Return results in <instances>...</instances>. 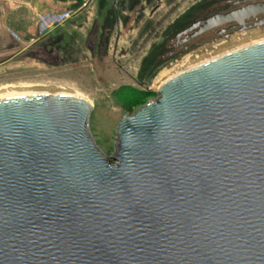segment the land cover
I'll use <instances>...</instances> for the list:
<instances>
[{"label": "water", "instance_id": "water-1", "mask_svg": "<svg viewBox=\"0 0 264 264\" xmlns=\"http://www.w3.org/2000/svg\"><path fill=\"white\" fill-rule=\"evenodd\" d=\"M155 92L112 161L87 100L0 96V264H264V41Z\"/></svg>", "mask_w": 264, "mask_h": 264}, {"label": "rangeland", "instance_id": "rangeland-1", "mask_svg": "<svg viewBox=\"0 0 264 264\" xmlns=\"http://www.w3.org/2000/svg\"><path fill=\"white\" fill-rule=\"evenodd\" d=\"M220 5L222 0H98L77 18L84 32L68 35L70 47L61 57L0 64V89L57 88L87 100L93 105L91 135L112 161L123 118L157 100L156 85L209 51L197 54L201 45L169 60L168 38L186 19L209 16L223 9Z\"/></svg>", "mask_w": 264, "mask_h": 264}, {"label": "crops", "instance_id": "crops-1", "mask_svg": "<svg viewBox=\"0 0 264 264\" xmlns=\"http://www.w3.org/2000/svg\"><path fill=\"white\" fill-rule=\"evenodd\" d=\"M98 0H95L96 5ZM78 0H0V64L27 63L40 56H62L68 35L84 32L85 26L78 17L52 31L33 47L16 42L7 29L29 38L37 33V20L41 13L57 14L76 6ZM93 9V7H92ZM85 14V13H84ZM79 44V40H77Z\"/></svg>", "mask_w": 264, "mask_h": 264}, {"label": "flooded vegetation", "instance_id": "flooded-vegetation-1", "mask_svg": "<svg viewBox=\"0 0 264 264\" xmlns=\"http://www.w3.org/2000/svg\"><path fill=\"white\" fill-rule=\"evenodd\" d=\"M220 6L223 9L209 16L199 17L196 13L190 17L191 19H186V23L178 27L177 31L168 38L164 57L169 60L178 59L190 49H196L201 45L205 48L198 50L197 54L207 53L208 50L215 49V45H221V48L232 40L264 32V0H222ZM158 9L152 13L155 14ZM218 16L230 17L221 20ZM209 51L206 55L216 50Z\"/></svg>", "mask_w": 264, "mask_h": 264}, {"label": "bare ground", "instance_id": "bare-ground-1", "mask_svg": "<svg viewBox=\"0 0 264 264\" xmlns=\"http://www.w3.org/2000/svg\"><path fill=\"white\" fill-rule=\"evenodd\" d=\"M256 31V30H255ZM264 41V32H257L253 33L247 37H242L240 40H232L230 43H228L226 46L221 47L219 50L212 51L205 57L190 61L187 65L184 67H181L177 70H175L173 73H171L169 76H167L164 80H162L158 85L155 86V90L159 91L163 85H165L167 82L171 81L172 79L176 78L177 76L185 73L186 71H189L195 67H198L202 64H205L211 60H214L218 57L224 56L228 54L229 52H232L234 50H237L239 48L245 47L250 44L258 43ZM17 93H40V94H51V95H65V96H71V97H77L81 98L80 96H77L74 94V92L57 89V88H32V87H22V88H16V87H8L5 89H0V96L3 95H10V94H17ZM82 99V98H81Z\"/></svg>", "mask_w": 264, "mask_h": 264}, {"label": "built area", "instance_id": "built-area-1", "mask_svg": "<svg viewBox=\"0 0 264 264\" xmlns=\"http://www.w3.org/2000/svg\"><path fill=\"white\" fill-rule=\"evenodd\" d=\"M94 4L95 0H79L76 6L70 7L61 13H41L37 20V33L29 38L20 36L10 28L7 29V32L16 42L25 44L28 47H33L43 41L55 29L89 11Z\"/></svg>", "mask_w": 264, "mask_h": 264}, {"label": "trees", "instance_id": "trees-1", "mask_svg": "<svg viewBox=\"0 0 264 264\" xmlns=\"http://www.w3.org/2000/svg\"><path fill=\"white\" fill-rule=\"evenodd\" d=\"M78 2H79V0H78Z\"/></svg>", "mask_w": 264, "mask_h": 264}]
</instances>
